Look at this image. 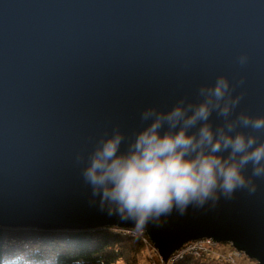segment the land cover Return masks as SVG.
<instances>
[{"label":"water","instance_id":"95a60500","mask_svg":"<svg viewBox=\"0 0 264 264\" xmlns=\"http://www.w3.org/2000/svg\"><path fill=\"white\" fill-rule=\"evenodd\" d=\"M219 77L237 113L264 116V0H0V225L141 229L163 262L210 238L264 264V175L251 165L231 193L142 226L83 174L101 138L127 142L143 110Z\"/></svg>","mask_w":264,"mask_h":264},{"label":"clouds","instance_id":"9594fccd","mask_svg":"<svg viewBox=\"0 0 264 264\" xmlns=\"http://www.w3.org/2000/svg\"><path fill=\"white\" fill-rule=\"evenodd\" d=\"M238 104L219 77L200 87L194 100L180 99L166 110L147 108L132 139L125 142L115 131L99 140L84 177L102 204L140 226L173 207L183 212L192 202L202 204L217 191L231 193L246 183L249 165L254 175H264V141L255 135L264 131V116L237 113ZM0 264L51 262L16 255Z\"/></svg>","mask_w":264,"mask_h":264},{"label":"trees","instance_id":"16d2710c","mask_svg":"<svg viewBox=\"0 0 264 264\" xmlns=\"http://www.w3.org/2000/svg\"><path fill=\"white\" fill-rule=\"evenodd\" d=\"M140 235L121 236L111 227L93 229H38L0 225V260L25 255L51 264H138ZM175 264H202L191 258Z\"/></svg>","mask_w":264,"mask_h":264},{"label":"built area","instance_id":"2783aa9c","mask_svg":"<svg viewBox=\"0 0 264 264\" xmlns=\"http://www.w3.org/2000/svg\"><path fill=\"white\" fill-rule=\"evenodd\" d=\"M112 228L115 232L123 236H130L131 234L135 236V233L136 235L140 233L141 241H143L144 245L151 250V254H148L147 256L149 264H175L186 258H191L202 264H240L237 259L244 255L243 252L236 249L231 242H217L210 238H201L183 244L165 262H163L143 230L138 229V233L137 230L130 228Z\"/></svg>","mask_w":264,"mask_h":264},{"label":"rangeland","instance_id":"374dc122","mask_svg":"<svg viewBox=\"0 0 264 264\" xmlns=\"http://www.w3.org/2000/svg\"><path fill=\"white\" fill-rule=\"evenodd\" d=\"M135 230H137L138 233H139V230H141V229H139V230L138 229H135ZM131 235L130 236H127V237H135L136 236V233H135V236L133 234H131ZM121 236H123V235H121ZM141 242H142L143 245H142L141 252L137 255V262H138V264H149V262L147 261V256H148V254H151V250L147 246L144 245L143 241H141ZM237 261L240 264H258L256 262V260H254L252 258H249L246 255H243V257L238 258ZM115 264H125V263L123 261H117ZM209 264H211V263H209ZM212 264H218V263H212Z\"/></svg>","mask_w":264,"mask_h":264},{"label":"bare ground","instance_id":"6f19581e","mask_svg":"<svg viewBox=\"0 0 264 264\" xmlns=\"http://www.w3.org/2000/svg\"><path fill=\"white\" fill-rule=\"evenodd\" d=\"M216 241V240H215ZM217 242H219V241H217ZM187 243V242H186ZM185 244V243H184ZM241 251V250H240ZM243 252V251H242ZM173 254V253H172ZM243 254H244V252H243ZM245 255V254H244Z\"/></svg>","mask_w":264,"mask_h":264}]
</instances>
